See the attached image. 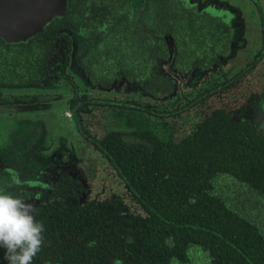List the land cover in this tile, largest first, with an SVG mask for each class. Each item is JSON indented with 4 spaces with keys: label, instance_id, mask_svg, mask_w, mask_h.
I'll return each mask as SVG.
<instances>
[{
    "label": "trees",
    "instance_id": "obj_1",
    "mask_svg": "<svg viewBox=\"0 0 264 264\" xmlns=\"http://www.w3.org/2000/svg\"><path fill=\"white\" fill-rule=\"evenodd\" d=\"M97 7L90 0H68L66 15L28 42L0 39V109L18 101L4 88L42 85L48 79L47 64L63 36L60 31L79 34L86 10ZM230 18L222 10L197 12L176 0H141L134 24L117 18L97 38L80 35L78 66L95 87L123 82L146 92L153 69L168 59L180 75L221 70L231 44ZM69 50L68 42L64 75ZM222 77L185 104L176 99L171 108L146 110L163 121L196 110L199 120L177 140L148 129L96 135L77 121L78 132L108 162L126 196L82 201L86 185L61 173L50 199L35 207V219L45 231L32 264H170L186 260L191 244L206 252L209 264H264L262 230L216 193L219 182L232 180L264 203V133L233 117L229 94L241 76ZM212 99L222 106H211ZM83 105L75 90L73 116ZM0 264H8L3 249Z\"/></svg>",
    "mask_w": 264,
    "mask_h": 264
},
{
    "label": "rangeland",
    "instance_id": "obj_2",
    "mask_svg": "<svg viewBox=\"0 0 264 264\" xmlns=\"http://www.w3.org/2000/svg\"><path fill=\"white\" fill-rule=\"evenodd\" d=\"M99 8H88L81 21V32H67L73 42L80 35L97 38L117 18L135 23V11L141 0H90ZM177 4L197 12L213 8L231 15L233 29L229 51L222 58V70L191 71L177 74L171 63L162 62L152 71L148 91L133 90L124 83L111 89L92 88L75 66L67 73L76 81L82 96L120 102L116 107L89 106L79 115L83 124L94 134L109 130L148 129L162 139H179L199 120L196 110L185 117L160 120L141 110L171 108L176 99L187 103L195 92L205 89L226 74L233 78L242 74L230 89L231 108L235 119H243L264 132V0H176ZM99 32V33H98ZM61 47L65 41L60 42ZM73 56V53L71 54ZM60 55L49 65L50 77L42 86L4 88L7 96L18 101L0 109V188L35 206L45 199L50 185L63 170L79 177L86 185L82 200L106 196H126L125 188L114 175L108 162L91 142L77 131L68 103L72 86L61 72ZM138 104L132 109L129 105ZM211 106L222 102L210 100ZM125 106V108L123 107ZM237 110V109H236ZM216 193L234 211L251 219L264 233V203L254 192L232 180L221 181ZM186 260L170 264H209L203 249L195 244ZM203 251V252H202Z\"/></svg>",
    "mask_w": 264,
    "mask_h": 264
},
{
    "label": "clouds",
    "instance_id": "obj_3",
    "mask_svg": "<svg viewBox=\"0 0 264 264\" xmlns=\"http://www.w3.org/2000/svg\"><path fill=\"white\" fill-rule=\"evenodd\" d=\"M34 206L0 188V249L8 264H32L44 244Z\"/></svg>",
    "mask_w": 264,
    "mask_h": 264
},
{
    "label": "water",
    "instance_id": "obj_4",
    "mask_svg": "<svg viewBox=\"0 0 264 264\" xmlns=\"http://www.w3.org/2000/svg\"><path fill=\"white\" fill-rule=\"evenodd\" d=\"M67 10L68 0H0V39L26 43Z\"/></svg>",
    "mask_w": 264,
    "mask_h": 264
},
{
    "label": "flooded vegetation",
    "instance_id": "obj_5",
    "mask_svg": "<svg viewBox=\"0 0 264 264\" xmlns=\"http://www.w3.org/2000/svg\"><path fill=\"white\" fill-rule=\"evenodd\" d=\"M69 33H72V34H75V35H77V33H75V32H72V31H68ZM63 34V36L62 37H60L59 39H57V41H56V45H55V47H56V52L53 54V56L49 59V61H48V64H47V73H48V78L50 77V71H49V65H50V63H51V61H53L55 58H56V56H58V55H60L61 57H62V63H61V72H62V66H63V62H64V60H65V55H64V51L66 50V47H67V43L69 42V46H70V50H69V52H68V64L66 65V68H65V75L63 74V72H62V74L69 80V83L71 84V86H72V97H71V99L69 100V103H68V108H69V111H70V114H71V116L73 117V119H74V121H75V124L77 125V121H80L82 124H83V121H81V119H80V117H79V115H80V113L85 109V108H87V107H89V106H99V107H116L117 105H119V104H121L120 102H116V101H111V100H101V99H99V100H97V99H92V98H90V97H87V96H82L81 94H80V92H79V87H78V85H77V83H76V81L74 80V78L71 76V75H69L68 73H67V69H68V67H69V65H74L75 66V68L78 70V72L82 75V78L84 79V81L87 83V84H89V86L90 87H92V88H98V89H103V90H108V89H111L114 85H119V84H121V83H123V82H119V83H115V84H113L110 88H100V87H95V86H93V85H91L86 79H85V77H84V75L82 74V72H81V70H80V68H79V66H78V62H77V60H78V56H79V54H78V41H76V43L74 42V48L75 49H73V42L71 41V39L66 35V33H67V31H60V34ZM34 38V37H33ZM32 39V38H31ZM30 40V39H29ZM28 40V41H29ZM27 41V42H28ZM61 41H65V45H64V47L62 48L61 47V45H60V42ZM73 53V56H71V54ZM162 62H168V63H170V59H168V60H165V61H162ZM161 62V63H162ZM215 70H217V71H221V70H219V69H215ZM191 72V71H190ZM185 75V74H184ZM238 76H241V77H239V80L243 77L242 76V74L241 75H237V76H235V77H238ZM228 77V76H227ZM235 77H233V78H235ZM229 78V77H228ZM233 78H229V79H233ZM48 80V79H47ZM47 80H45L44 82H43V84H45V82L47 81ZM239 80H236L235 82H234V84H235V86H236V83H237V81H239ZM42 84V85H43ZM42 85H26V86H42ZM126 86H128L129 88H133L132 86H130V85H126ZM234 86V87H235ZM18 87H24V86H18ZM12 88H17V87H12ZM233 87H231V89H232ZM75 90H77V92H78V97H79V100L81 99V100H83V102H84V105L81 107V111L80 112H77V114H76V116H73V114H72V112H71V109H70V105H71V102H72V100H73V98H74V95H75ZM194 95V94H193ZM13 97H15V96H13ZM105 101H108V102H111L112 103V105L113 106H109V105H101L100 103L101 102H105ZM10 104V103H9ZM6 105V104H5ZM122 105V104H121ZM137 108H139L138 107V104H137V106H136ZM148 108H153V107H147V108H144V109H141V110H143V111H145V112H147L146 110L148 109ZM240 108V106L239 107H233L232 108V111H237L236 109H239ZM241 109H239L238 111H237V113H239V111H240ZM234 114L235 113H233V117H234ZM249 122V121H248ZM251 123V122H250ZM253 124V123H252ZM84 125V124H83ZM254 125V124H253ZM85 126V125H84ZM256 126V125H255ZM86 127V126H85ZM257 127V126H256ZM78 131V130H77ZM123 131V130H122ZM132 131V130H131ZM261 131V130H260ZM263 132V131H262ZM264 133V132H263ZM81 134V133H80ZM94 134V133H93ZM82 135V134H81ZM84 136V135H83ZM63 172H68V171H66V170H63V171H61L57 176H56V178L54 179V181H53V183L50 185V187H49V189H48V193H47V195H46V197H45V199L44 200H42V201H40V202H38L35 206H34V209H35V207L38 205V204H40V203H44V202H47V200H49L50 199V193H51V190H52V188H53V186H54V183L56 182V180H57V178H58V176L61 174V173H63ZM69 173V172H68ZM70 174V173H69ZM72 175V174H71ZM74 176H76V175H74ZM77 177V176H76ZM79 178V177H78ZM82 181V180H81ZM85 194V193H84ZM83 201V200H82Z\"/></svg>",
    "mask_w": 264,
    "mask_h": 264
}]
</instances>
